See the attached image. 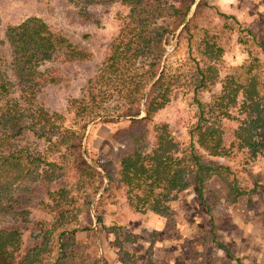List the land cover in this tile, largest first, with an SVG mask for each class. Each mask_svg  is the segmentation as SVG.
I'll use <instances>...</instances> for the list:
<instances>
[{
	"label": "trees",
	"instance_id": "16d2710c",
	"mask_svg": "<svg viewBox=\"0 0 264 264\" xmlns=\"http://www.w3.org/2000/svg\"><path fill=\"white\" fill-rule=\"evenodd\" d=\"M84 2L117 3L128 12L87 92L70 91L63 109L44 97L51 89H70L79 78L67 69L93 62L94 52L37 17L4 26L0 17V264H102L97 242L100 230L109 229L107 204L167 217L171 202L191 186L205 203L213 178L227 185L231 203L264 188L241 186L228 163L233 143L246 164L264 156V63L249 57L221 77L233 35L241 30L237 16L207 0ZM197 34L204 60L196 64L199 86L221 83V91L209 104L198 101L199 119L187 142L156 121L173 87L166 70L156 77L166 46L174 39L190 44ZM111 104L117 113L107 119L129 124L118 129L119 145L110 147L101 173L83 151L84 133L66 123L76 120L85 131ZM236 106L235 116L230 108ZM224 120L237 123L229 144ZM30 136L45 142V153L31 147ZM53 151L60 155L50 160L46 153ZM79 232L86 235L83 243Z\"/></svg>",
	"mask_w": 264,
	"mask_h": 264
},
{
	"label": "rangeland",
	"instance_id": "374dc122",
	"mask_svg": "<svg viewBox=\"0 0 264 264\" xmlns=\"http://www.w3.org/2000/svg\"><path fill=\"white\" fill-rule=\"evenodd\" d=\"M207 1L218 5L225 13L236 15L240 21L241 30H236L233 35L221 77L229 73L231 64H241L249 57H257L264 63L261 49L264 47V0ZM127 12L117 3H98L89 7L84 0H0L2 26L37 17L94 52L93 62L67 69L68 75L77 74L79 78L70 89H51L44 97L48 105L58 109L64 108L65 97L70 91L74 90L77 95L87 92V84L95 77L107 45ZM198 37L197 34L190 44L174 39L167 45L156 77L158 79L166 70L173 84L170 101L159 112L156 121L168 123L172 134L187 142L191 140L190 130L199 119L198 101L209 104L212 96L221 91V83L209 85L205 90L199 86L196 64L203 66L204 60L199 54ZM116 107L111 104L100 117L87 119L89 124L85 131L76 120L66 123L84 133L83 151L88 150V159L101 173L104 170L100 164L107 159L110 147L119 145L118 129L129 124L107 119L117 113ZM230 112L238 115V106L231 107ZM222 127L229 144L237 123L224 120ZM28 142L41 152L47 150L44 141L30 136ZM230 151L232 161L223 157L212 160L228 162L241 186L247 189L264 186V156L246 164L236 143ZM46 155L54 160L60 154L53 151ZM103 193L104 190L100 191L93 203ZM227 194V185L220 178H213L207 184L205 203L197 199L191 186L171 202L172 213L167 217L150 211L132 213L123 203L107 204L103 221L109 229L100 230L97 242L102 264H264V188L259 187L255 193L240 197L237 203H231ZM91 212L94 227L98 229L93 206ZM161 231H166L164 236ZM77 237L81 243L86 241L85 233L79 232Z\"/></svg>",
	"mask_w": 264,
	"mask_h": 264
},
{
	"label": "crops",
	"instance_id": "0c3cea01",
	"mask_svg": "<svg viewBox=\"0 0 264 264\" xmlns=\"http://www.w3.org/2000/svg\"><path fill=\"white\" fill-rule=\"evenodd\" d=\"M153 214V213H152ZM150 216H154V215H150ZM155 216H157V215H155ZM158 217V216H157ZM162 232V236H164L163 234L166 232V231H161ZM165 241V240H164ZM163 244H164V242H163ZM166 244H168V243H166Z\"/></svg>",
	"mask_w": 264,
	"mask_h": 264
},
{
	"label": "water",
	"instance_id": "95a60500",
	"mask_svg": "<svg viewBox=\"0 0 264 264\" xmlns=\"http://www.w3.org/2000/svg\"><path fill=\"white\" fill-rule=\"evenodd\" d=\"M182 28V27H181Z\"/></svg>",
	"mask_w": 264,
	"mask_h": 264
}]
</instances>
